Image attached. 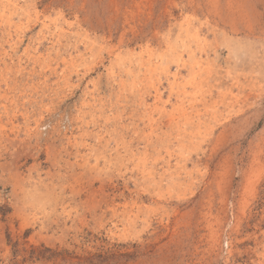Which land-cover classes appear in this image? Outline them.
Returning a JSON list of instances; mask_svg holds the SVG:
<instances>
[{"label":"rangeland","instance_id":"rangeland-1","mask_svg":"<svg viewBox=\"0 0 264 264\" xmlns=\"http://www.w3.org/2000/svg\"><path fill=\"white\" fill-rule=\"evenodd\" d=\"M0 264H264V0H0Z\"/></svg>","mask_w":264,"mask_h":264}]
</instances>
